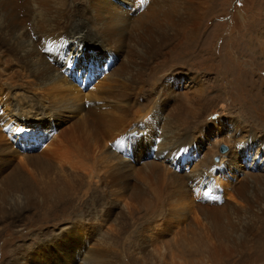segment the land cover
Segmentation results:
<instances>
[{
  "label": "rangeland",
  "instance_id": "rangeland-1",
  "mask_svg": "<svg viewBox=\"0 0 264 264\" xmlns=\"http://www.w3.org/2000/svg\"><path fill=\"white\" fill-rule=\"evenodd\" d=\"M0 264H264V0H0Z\"/></svg>",
  "mask_w": 264,
  "mask_h": 264
},
{
  "label": "bare ground",
  "instance_id": "bare-ground-1",
  "mask_svg": "<svg viewBox=\"0 0 264 264\" xmlns=\"http://www.w3.org/2000/svg\"><path fill=\"white\" fill-rule=\"evenodd\" d=\"M84 12H85V10L83 11V13ZM29 15H30L29 17L31 18V21L34 23V27L38 26L39 24L46 25L48 23L45 19H43L41 16L38 15V12L36 11L35 6H32ZM69 17H70V20H67V23H66L67 26L64 27L65 29L67 27H69V28H67L68 32L66 35L68 40L64 44V45H67V50H68L66 55L61 57V58L56 59V61H55L56 67H54V68H51L50 63H42L43 68L45 69V73L43 75L37 76L36 66L33 70L34 72L32 73V76L34 78V84L32 86L36 89L41 90L43 93H48L53 98L52 101L54 102V104H61V103H58L55 101L57 95L65 97V98L68 97V100H71V101H74L73 96L77 95V91L72 90L71 86H68L69 83H67L66 78L60 73L61 71L58 70V68H57V67H59L61 70H64V69L67 70L68 68L70 69L73 66L71 61L70 62H68V61L70 60L69 58H71V60L76 59L75 58L76 55H78L80 53V51L78 50V46H76V42H78V44L80 42L85 43V45H87L88 47H94L98 50L99 49L102 50V49L107 48V49H111L114 52H116V49L113 47V45H110V44L108 45L106 43V42H109L108 39H104V38H102L103 40L100 38L98 39L96 36H94V33H93L92 37L90 38V36L88 35V33L85 30L86 28L83 27L81 20L79 19V21H78L77 18H74L72 24H70L72 18H71V16H69ZM51 19H53L52 16L50 17V20ZM118 19L121 21L122 15H119ZM72 26H74V27H72ZM95 26H97V25H92V27L95 30H99V28H98L99 26L97 28ZM92 27H89V29H92ZM19 36H22V31L14 33V30H13L11 33V40L10 41L14 42V40H16L17 37H19ZM55 37H56V35H55ZM21 40H23V42L26 44L23 46L25 51L30 50L32 48V42H30V38L23 36V37H21ZM49 41H50V38H49ZM41 42L45 43L46 38H43V39L41 38ZM46 46H47V44L43 45L42 47L45 48ZM32 50H35V47H33ZM98 57L99 56H95L94 58H98ZM88 71L89 72L91 71V67ZM67 73H68V71H67ZM78 73H79V71H78ZM82 73H84L83 74V76H84L86 74V70L83 71ZM129 76H130V74L127 73L126 78H129ZM46 77L49 78V82L46 81ZM95 78H97V76H95L94 73H89L88 77L83 79V83H85V86H86L88 83H92L90 81L95 79ZM45 98H46V96H45ZM75 98L77 99L78 97L75 96ZM23 104H29L31 106V108L35 107L34 109H38V108L43 109V108H41L39 103H34V100H28V101H26V103H22V104L19 103V105H18L19 110H21V108H23V106H22ZM221 145H224V144H221ZM221 145H220V147H221ZM226 148H227V146H226ZM227 151H228L227 149L225 151H221L219 148V152L221 154H224ZM208 171L209 170H207V172ZM207 172H205V173H207ZM208 177H210L211 180L216 179V177L213 175L212 171H210L208 173ZM205 183H206L205 186H207V188H210V186L212 185L211 181L205 182ZM203 193H209L210 194L208 189L203 190ZM45 197H47V196H45Z\"/></svg>",
  "mask_w": 264,
  "mask_h": 264
},
{
  "label": "water",
  "instance_id": "water-1",
  "mask_svg": "<svg viewBox=\"0 0 264 264\" xmlns=\"http://www.w3.org/2000/svg\"><path fill=\"white\" fill-rule=\"evenodd\" d=\"M227 148H226V146L225 145H221V147H220V150L221 151H225Z\"/></svg>",
  "mask_w": 264,
  "mask_h": 264
}]
</instances>
